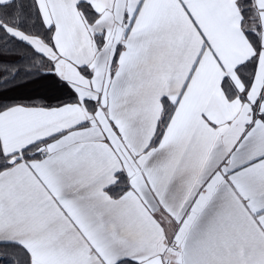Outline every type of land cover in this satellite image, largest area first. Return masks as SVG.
<instances>
[{
	"label": "snow or ice",
	"instance_id": "obj_1",
	"mask_svg": "<svg viewBox=\"0 0 264 264\" xmlns=\"http://www.w3.org/2000/svg\"><path fill=\"white\" fill-rule=\"evenodd\" d=\"M0 264H264V0H0Z\"/></svg>",
	"mask_w": 264,
	"mask_h": 264
}]
</instances>
